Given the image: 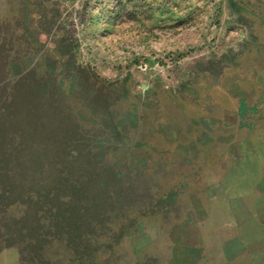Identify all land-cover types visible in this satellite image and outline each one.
I'll use <instances>...</instances> for the list:
<instances>
[{
    "label": "rangeland",
    "instance_id": "rangeland-1",
    "mask_svg": "<svg viewBox=\"0 0 264 264\" xmlns=\"http://www.w3.org/2000/svg\"><path fill=\"white\" fill-rule=\"evenodd\" d=\"M0 264H264V0H0Z\"/></svg>",
    "mask_w": 264,
    "mask_h": 264
}]
</instances>
